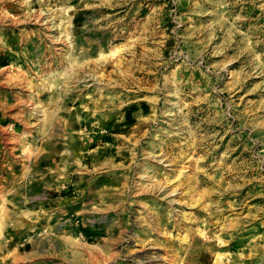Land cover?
Segmentation results:
<instances>
[{
	"label": "rangeland",
	"instance_id": "374dc122",
	"mask_svg": "<svg viewBox=\"0 0 264 264\" xmlns=\"http://www.w3.org/2000/svg\"><path fill=\"white\" fill-rule=\"evenodd\" d=\"M0 264H264V0H0Z\"/></svg>",
	"mask_w": 264,
	"mask_h": 264
}]
</instances>
